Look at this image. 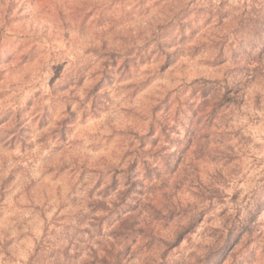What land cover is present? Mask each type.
<instances>
[{
    "label": "rangeland",
    "instance_id": "rangeland-1",
    "mask_svg": "<svg viewBox=\"0 0 264 264\" xmlns=\"http://www.w3.org/2000/svg\"><path fill=\"white\" fill-rule=\"evenodd\" d=\"M0 264H264V0H0Z\"/></svg>",
    "mask_w": 264,
    "mask_h": 264
}]
</instances>
